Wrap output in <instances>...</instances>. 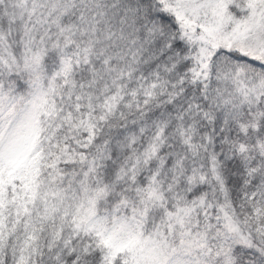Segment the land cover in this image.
Returning a JSON list of instances; mask_svg holds the SVG:
<instances>
[{
  "label": "snow or ice",
  "instance_id": "snow-or-ice-1",
  "mask_svg": "<svg viewBox=\"0 0 264 264\" xmlns=\"http://www.w3.org/2000/svg\"><path fill=\"white\" fill-rule=\"evenodd\" d=\"M0 264H264V0H0Z\"/></svg>",
  "mask_w": 264,
  "mask_h": 264
}]
</instances>
